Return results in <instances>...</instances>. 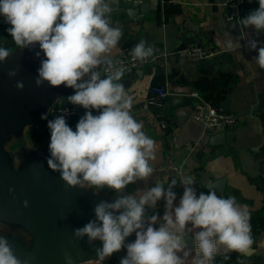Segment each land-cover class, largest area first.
Returning <instances> with one entry per match:
<instances>
[{
	"label": "clouds",
	"instance_id": "clouds-1",
	"mask_svg": "<svg viewBox=\"0 0 264 264\" xmlns=\"http://www.w3.org/2000/svg\"><path fill=\"white\" fill-rule=\"evenodd\" d=\"M258 5L239 20L242 28L253 29L256 36L264 33V0H258ZM112 12L109 0H0V16L10 25L6 31L15 49L38 46L36 56L44 57L36 86L47 82L50 87L72 88L67 102L86 110L75 130L65 115L48 120V168L60 174L66 187L118 194L112 201L97 203L95 218L73 230L74 238L86 237L89 245L101 242L95 249L96 259L82 264H104L122 249L126 255L119 264H215L220 255L227 259L233 252L249 254L256 243L251 212L234 196L218 195L213 189L198 194L196 181L187 175L171 179L167 186L156 181L146 189L120 194L153 176L150 162L156 159L157 144L144 130L143 121L133 116L134 97L122 82L125 69L110 56L124 34L121 27L112 25ZM224 35L229 51L240 59H244L241 48L256 51L253 60L264 69V41L249 38L241 44V38ZM13 51L0 45V62H6ZM154 54L144 39L130 49L134 61L146 62ZM8 75L14 77L17 72L11 70ZM16 88L23 90V82L17 81ZM41 119H47V114ZM177 185L183 187L178 204L173 190ZM161 200L165 202L162 216L155 212ZM133 234L135 240L126 243ZM259 246L264 247V240ZM64 259L74 264L67 253ZM0 264H27L4 236H0Z\"/></svg>",
	"mask_w": 264,
	"mask_h": 264
},
{
	"label": "crops",
	"instance_id": "crops-1",
	"mask_svg": "<svg viewBox=\"0 0 264 264\" xmlns=\"http://www.w3.org/2000/svg\"><path fill=\"white\" fill-rule=\"evenodd\" d=\"M220 1L143 0L138 6H130L120 0H109L113 8L112 25L121 27L124 33L117 48L110 53L111 58L130 50L141 39L148 45L158 46L163 53L155 63L122 78L126 90L134 97L133 116L143 121L144 130L157 144L156 159L150 162L153 176L147 183L138 181L129 185L127 194L151 187L156 181L167 186L171 179L179 180L181 175L194 178L198 194L207 193L213 183L222 180V193L217 194L234 196L241 204L248 205L256 243L249 254L233 252L227 259L220 255L215 264H264V247L259 246L264 240V69L253 60L258 54L256 51L241 48L244 59H240L224 44L225 33L241 38V44L249 38L261 41L264 33L256 36L253 29H244L239 24L241 18L258 8V0H245L240 18L234 21L225 19ZM141 6H145L143 11H140ZM131 7L138 11L129 14ZM8 27V24L0 26V45L11 49L14 44L6 31ZM196 43L209 44L218 53L198 61L180 55L181 49ZM152 85H163L168 92L159 109L143 107ZM193 92L217 108L233 112L240 122L224 131H205L192 118ZM67 97L51 106L47 119L40 118L27 127L33 145L50 133L47 123L57 116L52 112L55 107L76 109L74 116L65 117L75 130L86 110L68 103ZM223 102H226L225 107ZM93 114H97L95 110ZM219 132L224 133V139L210 143V137ZM173 190L178 204L183 187L177 185ZM95 191L101 195L112 193L108 189ZM164 204L163 200L159 201L155 209L161 216ZM134 240L135 237L130 242ZM187 242H191L190 237ZM125 255L126 250L122 249L104 264H119Z\"/></svg>",
	"mask_w": 264,
	"mask_h": 264
},
{
	"label": "water",
	"instance_id": "water-1",
	"mask_svg": "<svg viewBox=\"0 0 264 264\" xmlns=\"http://www.w3.org/2000/svg\"><path fill=\"white\" fill-rule=\"evenodd\" d=\"M135 11L138 9H128L129 14ZM11 49L13 54L0 62V236L8 239L17 257L27 264H66V253L74 264L96 259L95 249L101 242L89 245L86 237L74 238L73 230L95 218L97 203L112 201L118 194L66 187L60 174L48 168L50 133L33 145L26 129L74 90L64 85L50 87L47 82L37 87V70L44 58L36 56L38 46ZM11 70L17 75L9 77ZM17 81L23 82V90L16 88ZM222 104L225 107L226 102ZM224 137L223 132L215 133L210 143H219ZM16 160L20 163L15 164ZM221 184L222 180L215 182L209 189L221 194ZM127 192L126 188L120 194ZM134 237H128L126 243ZM188 244L192 246V241Z\"/></svg>",
	"mask_w": 264,
	"mask_h": 264
},
{
	"label": "built area",
	"instance_id": "built-area-1",
	"mask_svg": "<svg viewBox=\"0 0 264 264\" xmlns=\"http://www.w3.org/2000/svg\"><path fill=\"white\" fill-rule=\"evenodd\" d=\"M121 2L130 6H138L143 0H120ZM245 0H221L220 7L223 12V16L227 21H234L240 18ZM7 25L4 22V18L0 16V26ZM264 41V38L261 40ZM155 49V54L146 62L134 61L130 55V50L126 49L112 59L119 61L117 67H123L125 69L124 76L126 77L138 68L148 66L155 63L163 53L156 45H149ZM180 55L189 60H204L209 59L216 55L215 50L211 45L204 43H196L192 46L185 47L179 51ZM168 92L163 85H152L149 89V93L145 98L143 107L150 109H159L163 106L164 100L167 98ZM192 98V118L196 122L202 125L205 131H224L227 128H231L240 122L239 117L230 111H224L217 108L210 102L202 99L196 92L191 93ZM52 112L56 115L74 116L76 109L71 106H59L52 109ZM159 115V114H157ZM176 169V167H173Z\"/></svg>",
	"mask_w": 264,
	"mask_h": 264
}]
</instances>
